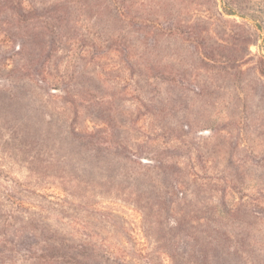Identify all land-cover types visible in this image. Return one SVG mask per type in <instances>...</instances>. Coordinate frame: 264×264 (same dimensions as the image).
Listing matches in <instances>:
<instances>
[{"label": "rangeland", "instance_id": "1", "mask_svg": "<svg viewBox=\"0 0 264 264\" xmlns=\"http://www.w3.org/2000/svg\"><path fill=\"white\" fill-rule=\"evenodd\" d=\"M134 1L0 0V254L264 264V0Z\"/></svg>", "mask_w": 264, "mask_h": 264}, {"label": "trees", "instance_id": "2", "mask_svg": "<svg viewBox=\"0 0 264 264\" xmlns=\"http://www.w3.org/2000/svg\"><path fill=\"white\" fill-rule=\"evenodd\" d=\"M223 1L226 2V0ZM133 2L135 1L133 0ZM184 4L185 1L183 0H168V4L165 5L163 11L168 10V8L170 11H173L174 9L177 8L179 9V13L181 14L184 8L183 7ZM139 6L140 8L142 7V10L145 13L152 10L155 11L159 10V12L161 11V9L159 8L160 6L157 3L155 4L154 7H152V2L146 4H140V5L137 4V7ZM227 7L228 6L225 4V7H223L224 12L228 13L229 15H234L233 10H230ZM132 18L137 21L136 17H132ZM141 20H145V19L142 18ZM152 26L153 28L157 26L159 28H175V32L179 33L178 31H182V28H186V27L188 28L189 26H192V23L191 22L188 23L185 21L178 22L177 18L165 21L164 18L157 16V19L155 20ZM140 27H146V24L143 22ZM202 40L203 39H201L200 41ZM127 48L128 47L120 45V50L122 51V53L126 54L128 51ZM261 63L264 64V56L261 58ZM184 80L185 79L179 78L177 81L181 86L188 87L187 85L189 84H187ZM30 242H31L30 239H23V241L21 240L16 245L11 246L10 248H12V251H17V253L12 259H7L4 256H1L0 254V264H25V262H30V264H86L85 260L89 257V255L84 253V250H82L84 248V244H79L75 247L74 246L71 247L72 250L75 251L79 249V251H76L75 254L73 255L71 254V252L68 251V249H65L67 248L66 246L64 248H56V250L48 249L45 251H40L38 250V248H35V246L32 245ZM0 244L6 247V241L4 242L0 240ZM18 254H20L23 257V260L17 257ZM21 260L22 262H19Z\"/></svg>", "mask_w": 264, "mask_h": 264}]
</instances>
